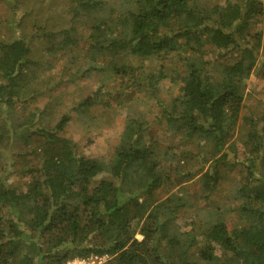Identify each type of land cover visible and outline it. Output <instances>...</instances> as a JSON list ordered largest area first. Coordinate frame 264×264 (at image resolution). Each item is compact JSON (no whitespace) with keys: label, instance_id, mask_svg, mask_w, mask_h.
Segmentation results:
<instances>
[{"label":"trees","instance_id":"obj_1","mask_svg":"<svg viewBox=\"0 0 264 264\" xmlns=\"http://www.w3.org/2000/svg\"><path fill=\"white\" fill-rule=\"evenodd\" d=\"M19 2L0 0V28H11L10 37H0V110L26 99L23 77L39 64L21 27H30L49 53L64 55L80 46L86 27L88 65L69 74L84 78L98 69L102 83L52 126L19 125L30 130L22 157L38 153L40 160L26 188L0 177V264H64L91 255L109 256L102 264H264V110L244 113L245 80L253 71L264 78V0L210 7L202 0H62L54 2L62 8L55 15L44 5L21 14ZM146 60L170 62L171 77L182 80L153 121L181 138L178 144L198 148L196 171L184 172L143 112L127 115L109 161L80 154L64 135L72 111L85 116L95 105L112 106L102 86L114 82L120 101L140 99L143 87L157 90L169 75L163 68L144 73ZM21 127L10 129L23 140ZM7 130L0 125V140ZM236 130H245L240 146L232 144ZM236 169L243 173L232 187L236 202L193 208L199 219L177 223ZM198 171V184L187 186ZM177 178L185 185L159 197L158 189Z\"/></svg>","mask_w":264,"mask_h":264},{"label":"rangeland","instance_id":"obj_2","mask_svg":"<svg viewBox=\"0 0 264 264\" xmlns=\"http://www.w3.org/2000/svg\"><path fill=\"white\" fill-rule=\"evenodd\" d=\"M55 1L59 2L62 0H20L19 12L22 14L29 9H32V12L38 5H44V8L48 10L49 14L55 15V9L56 14L62 10V8H55ZM220 1L223 0H202L205 7H210L215 2ZM62 5L63 3H60L59 7ZM16 18L18 19L19 17ZM9 26L3 25L0 28L1 38H8L11 36V28ZM260 27L262 26L259 25L258 28ZM81 29L80 31L84 36L82 37L80 46L74 50H67L66 52L68 53L64 55V53L56 54V51L49 53L44 48L42 42L38 40L39 37L32 35L30 27H21V32L31 44L32 59L38 61L39 64L37 66L32 65L27 69L28 71L26 70V75L23 77L24 84L21 87V96L26 97V101L22 100L15 104L14 107H9L8 110H0L2 118L8 117L7 125L3 124L5 123L4 121H0V125L8 129L5 135L3 134L4 138L0 140V177L7 179L9 183H20L23 188L28 187L33 179V174L30 172L31 167L35 168L40 160V155L38 153H31L27 157H22L21 153L28 151V149L31 148V144H29V146L24 145L26 136L25 139L23 136L30 130L27 131L26 127L21 126L31 125L34 122L36 125L52 126L56 122V119L59 118V113H62L68 107H74L80 100L91 95L102 83V73H100L98 69L90 72L93 76L89 77L79 78L70 75L78 68L84 69V65H88V61L84 57L85 52L87 53L86 50L88 46L84 44V42L90 40H87V28L84 27ZM56 57L59 58L57 61ZM211 57V52L206 55L207 59ZM47 63L51 64V68L45 66ZM164 63L168 65V67L161 66ZM176 63H178V61L174 60L172 64ZM169 64L171 63L159 60L145 61L144 73L147 72L153 76L160 68H163L169 76L165 77L156 85L155 89L157 90L149 91L146 87L140 88L141 93L139 95L141 97L137 100L120 101V97L115 98L117 91L113 85L114 82L109 83L105 87L102 86L101 88H103V91L107 92L105 100H109L112 106L104 107L95 105L91 108L89 114L85 116L77 112V110H71L72 119L66 127L64 135L76 142L80 154L109 161L113 156L115 146L119 142V135L125 126L127 115L131 113L137 116L140 112H143L147 118V122L151 125V128H153L150 129V131L155 133V138L160 145L169 146L176 153L174 154L175 159L179 161V166H183L184 172L196 171L199 158H196L194 153L198 152V148H196L193 143L180 142L178 144V140L181 138H172L168 132L157 127L153 121L154 114L158 113L161 109L160 104L162 102L165 104L170 102L173 97L179 94L181 86L183 85L181 79L177 80L175 77H171V68H173L174 65ZM69 68L71 69L68 72ZM175 72L178 73V67ZM144 73H142V77ZM33 74L34 78H32ZM119 79L121 80V78ZM119 79L116 80V83L122 85ZM143 81H146V79ZM245 85L246 95L244 113L249 114L250 111L262 113L264 110V78L258 76L253 71L250 77L245 80ZM81 117H83V119H80ZM24 122H27V124L23 125ZM10 125L16 126L15 130L21 127L20 136L23 140L15 137V134H12ZM244 133L245 130L241 133L236 130L232 139V141H234L232 144L240 146V139L243 137ZM31 143L35 145L38 142L31 141ZM207 167L208 163L205 164L204 168L207 169ZM180 169H182V167H180ZM201 173V171H198L195 176L189 178L191 180L185 182L187 186H191V184L194 183L193 187H195L198 184ZM228 173L229 176L225 177L219 184L217 193L213 194L210 199L198 201L195 203L194 207L185 209L184 212L181 213L177 223L182 224L184 221L196 218L199 219V216L193 215V208L203 209L204 211V209L209 207L212 208L214 205L220 204V207H227L230 206L232 202H236L234 197H231L233 193L232 187L243 173L239 169L231 170ZM106 175L107 173H103L98 178H103ZM178 179L179 178H177L175 182H168L159 188V197H165L172 192H177L183 187V185H185L183 182L185 178L182 180ZM200 215L203 216V214ZM140 224H142V222ZM136 236L138 239L142 238L140 233H137ZM220 251L221 250L218 249V253ZM108 259L109 256L106 258L105 262Z\"/></svg>","mask_w":264,"mask_h":264},{"label":"built area","instance_id":"obj_3","mask_svg":"<svg viewBox=\"0 0 264 264\" xmlns=\"http://www.w3.org/2000/svg\"><path fill=\"white\" fill-rule=\"evenodd\" d=\"M106 258L107 255H91L86 258H73L66 261L64 264H102L103 262H105Z\"/></svg>","mask_w":264,"mask_h":264}]
</instances>
